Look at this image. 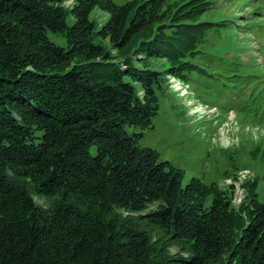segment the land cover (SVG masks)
Listing matches in <instances>:
<instances>
[{
  "label": "trees",
  "instance_id": "1",
  "mask_svg": "<svg viewBox=\"0 0 264 264\" xmlns=\"http://www.w3.org/2000/svg\"><path fill=\"white\" fill-rule=\"evenodd\" d=\"M165 4L0 0V264H264L253 189L235 205L214 182L182 185L179 168L139 143L158 109L151 60L174 67L165 31L182 33L192 12ZM94 8L108 13L98 27ZM221 63L216 89L247 83Z\"/></svg>",
  "mask_w": 264,
  "mask_h": 264
},
{
  "label": "rangeland",
  "instance_id": "2",
  "mask_svg": "<svg viewBox=\"0 0 264 264\" xmlns=\"http://www.w3.org/2000/svg\"><path fill=\"white\" fill-rule=\"evenodd\" d=\"M113 1L121 4L127 0ZM176 6L182 7L180 12H192L180 17L183 25H169H181L182 33L165 31L173 38L170 46L175 52L170 62L174 67L169 70L166 59L151 60L162 70L156 89L158 109L151 124L138 129L139 143L179 168L182 185L191 177L214 182L229 190L235 205L245 201L250 187L264 202L263 1L167 0L163 8H170L171 13ZM107 17L100 8L90 14L97 27ZM245 19H262L261 27L252 30L256 23L247 25ZM50 38L65 45L59 34L51 33ZM208 55L210 59L205 57ZM221 62L237 65L240 78H247V83L230 93L228 89L235 87L232 82L216 89L213 79L225 75ZM184 69L186 73H181ZM34 199L44 203L42 198ZM169 249L180 252L177 245Z\"/></svg>",
  "mask_w": 264,
  "mask_h": 264
},
{
  "label": "bare ground",
  "instance_id": "3",
  "mask_svg": "<svg viewBox=\"0 0 264 264\" xmlns=\"http://www.w3.org/2000/svg\"><path fill=\"white\" fill-rule=\"evenodd\" d=\"M243 178V177H242ZM240 181V180H239ZM240 183V182H239ZM242 195V194H241ZM234 200V199H233Z\"/></svg>",
  "mask_w": 264,
  "mask_h": 264
}]
</instances>
